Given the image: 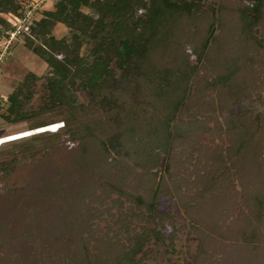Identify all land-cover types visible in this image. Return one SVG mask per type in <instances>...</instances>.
<instances>
[{"label": "rangeland", "instance_id": "1", "mask_svg": "<svg viewBox=\"0 0 264 264\" xmlns=\"http://www.w3.org/2000/svg\"><path fill=\"white\" fill-rule=\"evenodd\" d=\"M203 1L150 57L162 77L189 76L188 85L173 81L164 94L170 87L153 70L133 69L110 80L105 101L101 90L82 97L85 132L75 137L63 133L65 111H40L39 81L33 95L19 92L18 112L7 110L47 62L25 42L0 59V136L40 118L62 133L24 156L16 141L0 146V264H264V211L252 199L264 187L260 156L240 152L244 130L247 141L264 138V2L249 23L250 0ZM54 34L70 31L58 24ZM151 199L155 220L144 214Z\"/></svg>", "mask_w": 264, "mask_h": 264}, {"label": "trees", "instance_id": "2", "mask_svg": "<svg viewBox=\"0 0 264 264\" xmlns=\"http://www.w3.org/2000/svg\"><path fill=\"white\" fill-rule=\"evenodd\" d=\"M25 1L28 0H0V29L13 26L9 13H19ZM263 2L264 0L248 2L245 12L247 14L249 11L253 12L249 15V23L258 21ZM204 5L203 0H56L54 10H42L41 17L26 27L25 43L47 62V71L42 75L31 73L27 76L19 85L17 92L8 96L7 99L12 104L7 110L11 114L18 112L20 105H16V102L19 92L26 88V96L33 95L39 81L43 92L40 111L49 108L59 109L60 114L65 111L62 116L65 123L63 133L75 137L85 132L82 121H79L76 115L87 105L82 97L87 96L92 99L96 94H100L99 90H101L105 101L108 96L106 90L112 87L110 80L130 76L134 72L133 69L153 70L158 78L162 82L164 80L170 87L161 92L164 94L172 91L173 81H185L188 85L189 81L186 82L185 79H189V76L162 77L160 72L164 69L163 65L159 68L150 57L161 50L165 51L170 36L174 35V23L181 18L190 21L203 12ZM84 8H88L89 12ZM215 21L216 18L212 16L209 29ZM58 24L67 27L70 35L57 37L54 29ZM213 33L212 31L211 35ZM164 66L173 67V69L169 68L173 71L179 69L172 65ZM182 97L184 100L187 96ZM88 103L94 102L90 100ZM50 123V120L40 118L29 129ZM59 130L60 128L47 134L41 132L20 142L17 141L19 139L12 141H16L14 144L21 146L17 153L24 156L36 152L43 143L53 137L60 136L62 133ZM241 133L240 152L243 154L255 152V157L260 156L256 158L254 167L259 169L258 174L264 176L261 173V169L264 172V162L261 161L264 156V138L261 143L247 141L248 136ZM262 137H264V129ZM101 141L108 150L107 143ZM246 144L252 146L246 148L243 146ZM1 165H6L3 168L7 170L11 163L4 162ZM257 180L263 185V181L259 178ZM258 191L257 194V191L253 192L252 199L255 200L258 211L262 209L264 211V187H260ZM138 200L144 202L140 197ZM146 204L148 210L144 214L147 218L155 220L157 209L155 199H151ZM131 229L132 226L127 225L126 231L129 232ZM155 229L158 239L166 240L163 232L158 228ZM128 257L129 254L126 255V258ZM129 260H132L131 257ZM131 264L136 263L131 261Z\"/></svg>", "mask_w": 264, "mask_h": 264}, {"label": "built area", "instance_id": "3", "mask_svg": "<svg viewBox=\"0 0 264 264\" xmlns=\"http://www.w3.org/2000/svg\"><path fill=\"white\" fill-rule=\"evenodd\" d=\"M45 1L28 0L23 3V8L19 13H9V19L13 26L0 29V59L9 53L17 43L26 41V27L41 17ZM56 124H58L56 127L58 130L61 126L59 123Z\"/></svg>", "mask_w": 264, "mask_h": 264}, {"label": "bare ground", "instance_id": "4", "mask_svg": "<svg viewBox=\"0 0 264 264\" xmlns=\"http://www.w3.org/2000/svg\"><path fill=\"white\" fill-rule=\"evenodd\" d=\"M56 123L53 122V123L44 125L42 127L40 126L38 129H35V128L34 129H26V130H21V131L14 132V133H11L8 135L0 136V142H2L1 145L7 141L23 138V137L31 135L35 132L54 131V130L56 131V127L58 126V124H56Z\"/></svg>", "mask_w": 264, "mask_h": 264}]
</instances>
